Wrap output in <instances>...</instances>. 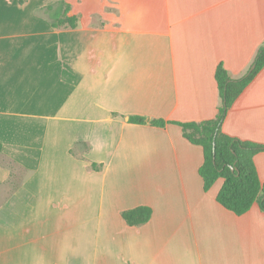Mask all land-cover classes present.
Segmentation results:
<instances>
[{"label":"crops","instance_id":"1","mask_svg":"<svg viewBox=\"0 0 264 264\" xmlns=\"http://www.w3.org/2000/svg\"><path fill=\"white\" fill-rule=\"evenodd\" d=\"M57 1L0 0V264H264V212L220 205L223 179L206 192L175 124L216 118L220 64L249 73L264 0H66L79 26L54 29ZM223 131L264 145V69Z\"/></svg>","mask_w":264,"mask_h":264},{"label":"trees","instance_id":"2","mask_svg":"<svg viewBox=\"0 0 264 264\" xmlns=\"http://www.w3.org/2000/svg\"><path fill=\"white\" fill-rule=\"evenodd\" d=\"M72 7L66 0H59L39 11L46 16L54 29H75L79 26V17L70 16ZM255 69L244 77L233 80L223 64L216 70V81L222 98V105L215 119L202 122L175 123L183 130L184 137L193 145L202 147L204 162L200 175L204 189L208 192L219 179L224 184L217 201L227 210L242 216L255 204L264 212V183L261 181L255 156L264 151V145L242 141L224 133L223 124L228 112L257 75L264 69V45L259 49L254 61ZM129 122L145 125L147 118L131 116ZM153 126L165 127L172 122L153 120ZM0 147V151H1ZM94 168H97L94 166ZM131 227H140L152 219L153 209L139 206L122 214Z\"/></svg>","mask_w":264,"mask_h":264},{"label":"water","instance_id":"3","mask_svg":"<svg viewBox=\"0 0 264 264\" xmlns=\"http://www.w3.org/2000/svg\"><path fill=\"white\" fill-rule=\"evenodd\" d=\"M254 69H255V66H253V67L251 68V70L249 71L248 74H250Z\"/></svg>","mask_w":264,"mask_h":264}]
</instances>
